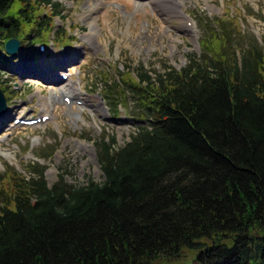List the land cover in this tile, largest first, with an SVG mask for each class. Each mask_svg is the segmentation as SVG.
<instances>
[{"label": "trees", "instance_id": "1", "mask_svg": "<svg viewBox=\"0 0 264 264\" xmlns=\"http://www.w3.org/2000/svg\"><path fill=\"white\" fill-rule=\"evenodd\" d=\"M56 6L0 0L2 55L44 42ZM204 30L183 66L106 80L113 115L128 93L138 123L94 140L101 181L0 174V264H264V51L238 56L225 18Z\"/></svg>", "mask_w": 264, "mask_h": 264}, {"label": "rangeland", "instance_id": "2", "mask_svg": "<svg viewBox=\"0 0 264 264\" xmlns=\"http://www.w3.org/2000/svg\"><path fill=\"white\" fill-rule=\"evenodd\" d=\"M52 1L60 15L54 16L48 37H42L44 52L27 40L14 58L3 56L0 48V86L9 95V106L0 116V151L9 155H0V174L7 169L22 172L38 162L46 166L50 183L58 174L77 185L89 178L101 181L94 140L114 136L121 145L138 123L128 93L117 105V115L110 114L112 105L108 108L102 100L107 79L116 90L115 82L139 68H179L189 55L200 53L199 41L211 34L204 29L215 28L221 18L232 27L238 56L252 48L264 51V0H181L177 14L163 0H145L140 7L138 0ZM91 25L96 31L89 39ZM66 84H72L79 99L68 104L64 93L44 108L50 92ZM43 115L48 119L33 125L15 122Z\"/></svg>", "mask_w": 264, "mask_h": 264}, {"label": "bare ground", "instance_id": "3", "mask_svg": "<svg viewBox=\"0 0 264 264\" xmlns=\"http://www.w3.org/2000/svg\"><path fill=\"white\" fill-rule=\"evenodd\" d=\"M149 1L153 3V0H149ZM149 1L147 2V4L149 3ZM102 3H104V2H102V1L98 2L97 7ZM144 3H145V0H138V1H136V7L144 6ZM163 3H164V5L169 6L170 8L174 9L175 14H177L180 11L179 6L182 4V1L181 0H177V1L176 0H171V1L170 0H163ZM169 13L172 14L173 12L170 11ZM83 18H86V17H83ZM187 25H189V24H187ZM142 28H144V26ZM187 28L188 27H186V29ZM95 31H96V29L94 28L93 25H91L90 31L87 33L86 37L89 39H92ZM64 93H66V94H64ZM59 96H62V98L65 96L69 97L70 103L73 102L72 100L79 99L78 92L75 89H73L72 84H66V88H63V89L60 88L57 90H52L50 92L49 98H47V100L43 101L44 108H46V106H49L50 103L54 102L55 100H58ZM0 155H7L8 156L9 153H4V152L0 151Z\"/></svg>", "mask_w": 264, "mask_h": 264}, {"label": "water", "instance_id": "4", "mask_svg": "<svg viewBox=\"0 0 264 264\" xmlns=\"http://www.w3.org/2000/svg\"><path fill=\"white\" fill-rule=\"evenodd\" d=\"M19 46L18 40L16 38H10L5 42L4 48L8 54H15ZM5 108V98L0 90V111Z\"/></svg>", "mask_w": 264, "mask_h": 264}]
</instances>
